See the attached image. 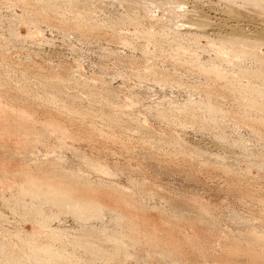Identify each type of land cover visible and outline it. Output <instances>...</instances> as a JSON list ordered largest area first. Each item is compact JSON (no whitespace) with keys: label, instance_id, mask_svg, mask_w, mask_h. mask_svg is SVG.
I'll return each mask as SVG.
<instances>
[{"label":"rangeland","instance_id":"1","mask_svg":"<svg viewBox=\"0 0 264 264\" xmlns=\"http://www.w3.org/2000/svg\"><path fill=\"white\" fill-rule=\"evenodd\" d=\"M246 1L0 0V258L21 231L95 264H264V128L241 101L257 96L228 89L264 84V46L257 64L212 46L264 42V10ZM216 67L225 79L203 73ZM28 173L103 214L43 196L19 198L21 217L9 200ZM39 203L57 238L27 218ZM83 236L97 256L70 244Z\"/></svg>","mask_w":264,"mask_h":264},{"label":"bare ground","instance_id":"2","mask_svg":"<svg viewBox=\"0 0 264 264\" xmlns=\"http://www.w3.org/2000/svg\"><path fill=\"white\" fill-rule=\"evenodd\" d=\"M247 1H248V4L249 3L253 4L254 7H259V9H261V10L263 9L264 10V5H261V2H263L264 0H247ZM87 4H89V3H87ZM49 5H51V4H49ZM45 7H47V6H45ZM54 11H56V9ZM193 20L197 21V22H200L199 23L200 25H202L201 22H203L205 26L207 25L206 17H204V16H202L199 19L196 18V19H193ZM120 22H122L123 25H131V24H136V23L138 24L139 23V19H138V16H136V15H130V16H126L125 18H123L122 21H120ZM241 33H243V32H241ZM234 35H238V34H234ZM243 35L244 34H240V36L235 37V38H233L231 36L233 39H230V38L229 39L228 38L227 39H223V38L221 39L220 38V40L213 41V45L212 46H214L216 48V51H220L221 53L222 52H224V53H229V52L236 53L237 52V54H240L242 56H247L246 58L251 59V61L253 63H255V64L259 63L263 59L261 57L260 53H259V50L262 47V45L264 46V42L260 41L262 38L260 39L259 36H258V38H259L258 39L255 36V34L252 35V36H255V38H251V37H249V35H245V36H243ZM220 52H218V53H220ZM222 57L224 58V55ZM262 62H264V59H263ZM210 66H209V68H211ZM202 68L204 69V67H202ZM212 68H213V66H212ZM200 69H201V66H200ZM211 69H210V71H208V70H204V71L202 70V71H203V73L205 72V73L209 74V76L210 75H212V76L214 75L213 77H215L217 79H221V80L225 79V76L220 72V70L219 69L216 70L217 67L215 69H213V70H211ZM245 71H241L240 72V70H239V74L240 75L247 74ZM257 72H259V74ZM260 74H261V71H258V70L256 72L254 71L253 73H251V75L254 77V79H257L259 76H260L259 78H262V75H263V78H264V74H262V75H260ZM256 75H258V77H256ZM245 76L243 78H245ZM263 78H262V80H264ZM262 86H264V84L263 83H259L258 84V82L249 83L247 85L236 84V83L232 82L231 86H229L228 89H231L233 91H237V92H240V93H243L244 91H246V92H248V93H250L252 95H256L257 96V97L254 96V98H251L248 95H244V96H241V101H242V104L244 103L245 106H248L250 108L249 109L250 111L257 112L259 114V115L257 114L258 118H260L261 117L260 115L262 114V117L259 120H257L258 119L257 118L256 121L259 123L258 125L261 128H264V88L262 89ZM51 100H52L51 102H55L57 100V98L52 97ZM7 105H8V103H7ZM204 105L206 106V108H204V109H208L209 113L212 112L214 114H218V113L220 114V111H219L220 109L218 107H215L213 105V103L208 102L207 104H203V107H204ZM66 132H64V133L67 134ZM28 177H29V173L27 174V176H25V179L28 178ZM10 184H11V182H10ZM26 184H29V185H27L29 187H26L25 185H18V187L15 188V189H17L16 190L17 193L16 192H12V193H14V194H12L13 197H11L10 200H9V202H13L14 203V205L11 206V207L16 209V214H18L17 213V209H19V208H22L23 211H25L27 209V205L28 204L25 205L23 203H20L21 197L24 198V200L26 198H30V199L31 198L32 199L35 198L38 201H40V200L43 199V196H47V197H45V199H43V203H45V204L46 203L53 204L57 208L59 207V209H62V210L64 209L68 213H70V212L74 213L75 215H77L79 217L87 215V212L93 213L94 215H101V214H103L102 212H104V211H102L103 208L101 209V207H100L101 205L99 206L100 203L98 204V201L96 202L95 200H93L91 198H88V197L85 198V196L83 197L82 195L80 196L79 194H77L76 190H68V189H63L62 187L56 186L54 183H51V182L47 181V178H43L42 175L40 177H37V176L29 177L27 179V181H26ZM9 188H12V187H9ZM7 190L8 189L5 188V187L4 188L0 187V193H1L0 197L3 196V194H6ZM74 193H76L77 195L74 194ZM19 198H20V201H19ZM4 199H6V198H4ZM32 199H31V201H32ZM6 201L7 200H5V202ZM24 203H25V201H24ZM31 204H33V203H31ZM31 207L32 208L34 207L35 211L33 210L34 213H32L33 211H31L32 214L30 216H28L27 218L35 220L40 227L48 228L49 229L48 231H50L47 234L48 236L51 234L50 235L51 237H56L58 230L53 229L52 227H50V224H51V222L53 220L50 221V220H47L46 218L43 219V217H45L44 214L47 213V212H44V214L42 213L43 212V210H42L43 206L41 205L39 207L38 206L36 207L35 204H34ZM28 209L31 210L30 207H28ZM20 210H18V211L20 212ZM13 212L15 213L14 210H13ZM27 212H25L23 214L29 215V214H27ZM23 214L19 213L18 215H21V217H22ZM121 215L122 214H120L119 216H121ZM94 217H98V216H94ZM2 218H4V215H3ZM23 218H25V217H23ZM5 220H7V219H5ZM83 221H86V219L83 220ZM20 233H21V231L18 232L17 235H16L17 238L19 239V243H20L19 245L12 244L11 246H9V248L3 246L2 249L4 251H6L5 249H7V250H9V252L8 253L4 252L5 254H2L3 257L0 258V264H26L25 262H27L26 261L27 259L25 257L33 259V261H35L36 264H95V259H88L87 261L85 259L81 260L80 258L70 256L69 253H67L66 249L64 250V251H66V253L63 250H62L63 252H61V251H59L58 248H54V245L48 244L46 246L45 244H40L39 242L36 243L34 241L35 238H30L29 239V238L24 237L25 235H23V234L21 235ZM86 234L88 236L92 235V233H86ZM83 237H85V238L82 239V238L79 237L81 240L79 239L78 241L77 240L74 241V242L72 241V242H70V244L73 245L74 247H76V249L77 248H80V249L82 248V249L90 252L92 256L93 255H94V257H95V255L97 256V254H99L101 252V250L95 245V243L91 242L89 239H86V236H83ZM76 239H78V238H76ZM56 240H58V239H56ZM110 241L111 242L112 241L116 242V244L118 246H122L123 245L122 238H115V239L110 240ZM67 244L69 245V243H67ZM1 245H3V244H1ZM15 250H17V251H15ZM60 250H61V248H60ZM116 251H120V248L116 247ZM71 255H74V254H71ZM23 258H24V260H23ZM2 259H4V260L2 261Z\"/></svg>","mask_w":264,"mask_h":264}]
</instances>
